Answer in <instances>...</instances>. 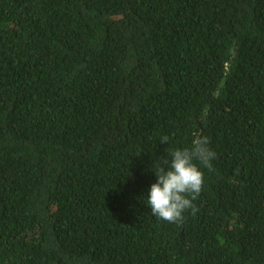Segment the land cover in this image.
I'll return each mask as SVG.
<instances>
[{
	"label": "trees",
	"instance_id": "obj_1",
	"mask_svg": "<svg viewBox=\"0 0 264 264\" xmlns=\"http://www.w3.org/2000/svg\"><path fill=\"white\" fill-rule=\"evenodd\" d=\"M196 135L169 223L146 196ZM0 264H264V0H0Z\"/></svg>",
	"mask_w": 264,
	"mask_h": 264
},
{
	"label": "clouds",
	"instance_id": "obj_2",
	"mask_svg": "<svg viewBox=\"0 0 264 264\" xmlns=\"http://www.w3.org/2000/svg\"><path fill=\"white\" fill-rule=\"evenodd\" d=\"M167 143L168 136H163ZM168 158H161L156 166V181L150 185L146 196L151 213L169 223L181 224L184 212L198 211L193 201L200 194L204 174L196 161L211 170L215 152L209 147L206 136L196 135L189 147L175 148L168 152Z\"/></svg>",
	"mask_w": 264,
	"mask_h": 264
},
{
	"label": "bare ground",
	"instance_id": "obj_3",
	"mask_svg": "<svg viewBox=\"0 0 264 264\" xmlns=\"http://www.w3.org/2000/svg\"><path fill=\"white\" fill-rule=\"evenodd\" d=\"M33 22V21H32ZM183 45V44H182ZM206 58V57H205ZM36 63V62H35ZM49 76V75H48ZM211 77V76H210ZM48 118V117H47ZM49 119V118H48Z\"/></svg>",
	"mask_w": 264,
	"mask_h": 264
}]
</instances>
